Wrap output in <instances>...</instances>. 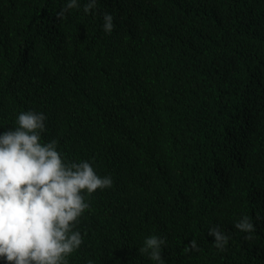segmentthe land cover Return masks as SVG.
Masks as SVG:
<instances>
[{"label":"trees","instance_id":"trees-1","mask_svg":"<svg viewBox=\"0 0 264 264\" xmlns=\"http://www.w3.org/2000/svg\"><path fill=\"white\" fill-rule=\"evenodd\" d=\"M66 3L0 0V134L43 113L42 143L114 176L68 264H158L139 252L153 235L164 264H264V0H97L88 13L78 0L58 16ZM244 216L251 233L235 228Z\"/></svg>","mask_w":264,"mask_h":264},{"label":"clouds","instance_id":"clouds-1","mask_svg":"<svg viewBox=\"0 0 264 264\" xmlns=\"http://www.w3.org/2000/svg\"><path fill=\"white\" fill-rule=\"evenodd\" d=\"M96 6L97 0H87L83 10L88 13ZM78 7V0H67L57 15ZM113 20L111 14H104L106 33L113 31ZM34 45L24 43L23 49L30 53ZM69 89L76 92L81 103L90 96L87 89ZM46 119L43 113L21 112L18 126L0 134V258L7 264H68L67 258L83 243L76 230L80 217L89 209L97 189H111L114 184V176L84 154L66 163L57 140L42 143ZM235 228L251 233L254 225L244 216ZM209 235L214 237V246L223 251L229 237L218 226L211 228ZM165 244L159 236L146 237L139 252H148L151 260L164 264ZM192 250H197L195 240L186 249Z\"/></svg>","mask_w":264,"mask_h":264}]
</instances>
